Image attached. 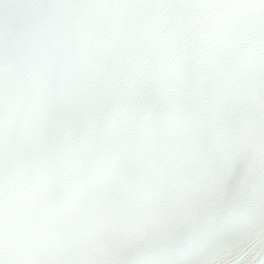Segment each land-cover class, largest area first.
Instances as JSON below:
<instances>
[{
	"label": "snow or ice",
	"instance_id": "1",
	"mask_svg": "<svg viewBox=\"0 0 264 264\" xmlns=\"http://www.w3.org/2000/svg\"><path fill=\"white\" fill-rule=\"evenodd\" d=\"M242 203L264 0H0V264H256Z\"/></svg>",
	"mask_w": 264,
	"mask_h": 264
}]
</instances>
